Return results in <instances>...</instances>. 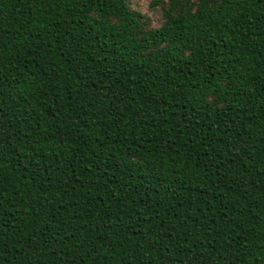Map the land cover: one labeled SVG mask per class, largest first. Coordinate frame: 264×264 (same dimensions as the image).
<instances>
[{
  "label": "trees",
  "instance_id": "trees-1",
  "mask_svg": "<svg viewBox=\"0 0 264 264\" xmlns=\"http://www.w3.org/2000/svg\"><path fill=\"white\" fill-rule=\"evenodd\" d=\"M0 264H264V0H0Z\"/></svg>",
  "mask_w": 264,
  "mask_h": 264
},
{
  "label": "rangeland",
  "instance_id": "rangeland-1",
  "mask_svg": "<svg viewBox=\"0 0 264 264\" xmlns=\"http://www.w3.org/2000/svg\"><path fill=\"white\" fill-rule=\"evenodd\" d=\"M131 7L142 14L149 22L151 28L159 27L163 22V14L168 0H129ZM158 1L157 4H153Z\"/></svg>",
  "mask_w": 264,
  "mask_h": 264
}]
</instances>
